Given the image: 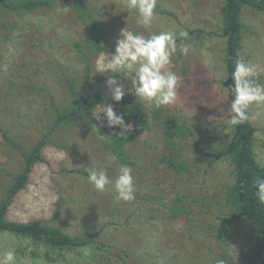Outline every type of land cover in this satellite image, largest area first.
Returning a JSON list of instances; mask_svg holds the SVG:
<instances>
[{
	"label": "rangeland",
	"instance_id": "obj_1",
	"mask_svg": "<svg viewBox=\"0 0 264 264\" xmlns=\"http://www.w3.org/2000/svg\"><path fill=\"white\" fill-rule=\"evenodd\" d=\"M74 1L54 0L52 8L20 16L0 11V201L22 165L20 154L5 142L1 131L32 148L53 116L51 102L61 105L66 96L61 78L75 74L83 86L90 85L74 42L91 39ZM78 1L104 31L103 51L96 60L100 70H104V53H114L123 29L145 35L172 30L178 46L181 42L191 46L187 56L177 52L169 66L181 77L177 103L159 108L163 119L172 115L186 128L176 141L180 155L174 160L188 168L175 172L160 163L165 151L159 125L151 120L145 130L123 118L130 126L120 129L132 139L124 147L134 162L136 198L116 203L111 190L100 193L91 187L84 167L104 168L115 179L118 165L125 164L108 159L113 155L88 133L83 121L63 127L43 147L44 160L34 165L26 187L10 204L7 219L41 221L63 233L90 238V247L58 252L2 233L0 254L14 251L16 264H217L219 260L264 264V248L258 246L256 228L248 220L233 221L226 240L214 237L222 215L218 208H224L223 192L233 181L230 163L210 166L206 156L226 142L233 129L227 125L230 101L222 84L225 40L219 30L224 0H157L147 28L137 24L127 0ZM241 14L244 28L238 55L264 68V15L246 6ZM200 29L199 39L196 35L189 39L191 30ZM181 31L188 33L186 40L179 37ZM106 81L100 84L101 92L111 96ZM118 81L127 94L130 82L124 77ZM258 82L264 83V72ZM250 111L261 113L251 124L256 161L264 167V108ZM175 206L184 210L172 218Z\"/></svg>",
	"mask_w": 264,
	"mask_h": 264
},
{
	"label": "trees",
	"instance_id": "obj_2",
	"mask_svg": "<svg viewBox=\"0 0 264 264\" xmlns=\"http://www.w3.org/2000/svg\"><path fill=\"white\" fill-rule=\"evenodd\" d=\"M54 0H0V11L6 14L20 16L23 13H32L41 11L45 8H52ZM73 6L77 10V17L85 24L88 35L91 40L84 44L78 41L74 42L77 52L84 61V75L90 81L89 86H83L80 79L75 74L64 75L61 80L65 87L66 96L61 105L51 102L53 116L45 127V132L37 140L35 145L30 148H24L20 142L14 141L7 132L1 131L5 142L13 147L22 158V165L18 172L12 176L4 198L0 201V234L7 233L19 238L27 239L34 244L42 245L53 251H64L68 249L90 247V238L81 236H72L63 233L55 227L44 225L41 221L34 220L29 222H15L7 219V212L13 199L26 187L29 176L35 164L42 162V149L50 141V136L57 133L63 127L82 125L87 128L88 133L101 143V145L110 151L117 160L125 165L133 166L134 162L124 145L130 142L131 136L126 132L121 134L120 126L109 127L106 118L102 117V123L96 120L94 113L99 108L98 104H111L117 114L134 121L143 129H149L151 120L159 125L163 133V147L165 155L160 158V163H166L167 166L175 171L187 169L184 163H176L175 158L180 155L177 142L183 137L186 128L179 124L176 118L168 115L163 119L161 112L156 108H147L145 103L134 95L127 93L121 101L115 102L112 96H106L101 92L102 81L108 79V75L114 73L105 72L96 66L98 55L103 51L104 31L98 24L96 18H91L89 8L82 2L75 0ZM260 12L264 15V0H224L220 8L221 28L220 36L225 40L224 64L226 77L222 84L227 89L229 101L231 103V93L228 85L232 84L231 73L234 70V61L240 59L238 53L242 49V9L244 7ZM196 35L199 39L202 30H191V36ZM122 78L119 76L118 79ZM96 125L99 133L105 135L103 141L98 139L97 132L92 126ZM255 128L251 121L243 123L232 129L231 137L214 151L206 152L209 157L210 166L219 162H228L232 167L233 181L223 192V207L218 208L222 215L219 217L220 223L215 226L214 237L217 240H226L225 236L229 233L228 227L233 221L241 219L248 220L257 231L258 246L264 248V205L257 202L254 192L258 187H253V180L257 175L264 179V167L256 161L253 151ZM177 201L181 198L177 195ZM204 204V209H208ZM182 207L175 206L171 208V217L175 218Z\"/></svg>",
	"mask_w": 264,
	"mask_h": 264
},
{
	"label": "clouds",
	"instance_id": "obj_3",
	"mask_svg": "<svg viewBox=\"0 0 264 264\" xmlns=\"http://www.w3.org/2000/svg\"><path fill=\"white\" fill-rule=\"evenodd\" d=\"M157 0H127V9L137 14V24L147 28L154 16ZM181 40L188 38L186 31L179 32ZM191 46L181 42L177 44V34L172 30H162L159 33L145 35L141 32H131L123 29L120 38L116 40L113 54L103 57L105 72L108 75L107 87L115 102L122 100L126 94L125 85L118 81L122 76L130 82L127 92L147 101L156 109L168 105H175L179 99L181 77L170 66L172 58L177 52L187 56ZM260 72L264 68L243 59L234 61V70L231 73L232 84L228 85L231 93V103L228 107V127L235 128L243 123L259 118V111L250 109L264 108V83L258 82ZM99 109L94 113L96 120L103 114L109 127L120 126L125 131L130 127L125 125L123 116L117 114L111 104H98ZM93 130L97 132L98 139L103 141L105 135L99 133L94 124ZM227 131V128L224 129ZM115 161V156L108 157ZM87 181L91 187L100 193L111 190L116 203L135 200V185L133 168L129 165H118L115 179L109 177L104 168L84 167ZM111 186V189H109ZM253 187H258L254 196L259 204L264 205V179L257 175L253 180ZM0 264H16V254L12 250H5L0 254ZM217 264H224L223 260Z\"/></svg>",
	"mask_w": 264,
	"mask_h": 264
}]
</instances>
